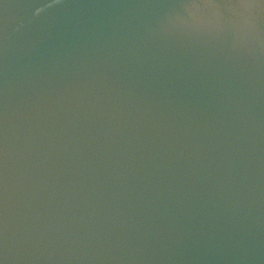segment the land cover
I'll return each instance as SVG.
<instances>
[{"label":"water","instance_id":"95a60500","mask_svg":"<svg viewBox=\"0 0 264 264\" xmlns=\"http://www.w3.org/2000/svg\"><path fill=\"white\" fill-rule=\"evenodd\" d=\"M0 264H264V0H0Z\"/></svg>","mask_w":264,"mask_h":264}]
</instances>
